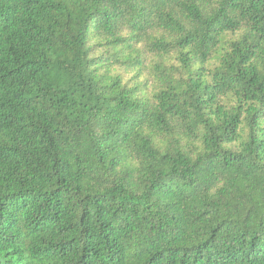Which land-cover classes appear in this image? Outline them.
Listing matches in <instances>:
<instances>
[{"label":"trees","instance_id":"obj_1","mask_svg":"<svg viewBox=\"0 0 264 264\" xmlns=\"http://www.w3.org/2000/svg\"><path fill=\"white\" fill-rule=\"evenodd\" d=\"M0 264H264V0H0Z\"/></svg>","mask_w":264,"mask_h":264}]
</instances>
